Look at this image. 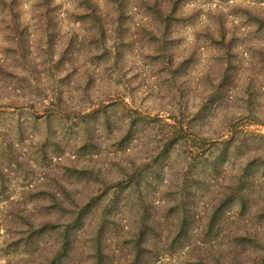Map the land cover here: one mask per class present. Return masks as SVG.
<instances>
[{"label": "rangeland", "instance_id": "obj_1", "mask_svg": "<svg viewBox=\"0 0 264 264\" xmlns=\"http://www.w3.org/2000/svg\"><path fill=\"white\" fill-rule=\"evenodd\" d=\"M0 264H264V0H0Z\"/></svg>", "mask_w": 264, "mask_h": 264}, {"label": "trees", "instance_id": "obj_2", "mask_svg": "<svg viewBox=\"0 0 264 264\" xmlns=\"http://www.w3.org/2000/svg\"><path fill=\"white\" fill-rule=\"evenodd\" d=\"M14 162H15V161H14ZM24 211H25L24 209H21L20 212L24 213ZM11 213H12V211H11ZM14 213H17V214H18V211L14 212ZM12 215H13V214H12ZM33 222H34V221H30V223H31L32 225H33ZM35 224H36V223H35ZM35 224H34V225H35ZM44 224H45V223H44ZM44 224L38 225V226H39V230H41L40 228H42V226H43ZM35 227H37V226H35Z\"/></svg>", "mask_w": 264, "mask_h": 264}]
</instances>
